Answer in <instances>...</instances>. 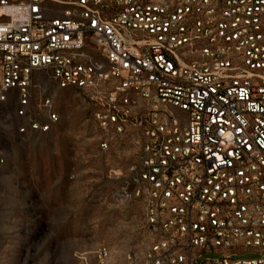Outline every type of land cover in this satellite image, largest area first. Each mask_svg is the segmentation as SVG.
<instances>
[{"label":"built area","instance_id":"1","mask_svg":"<svg viewBox=\"0 0 264 264\" xmlns=\"http://www.w3.org/2000/svg\"><path fill=\"white\" fill-rule=\"evenodd\" d=\"M36 72L134 156L111 198L139 206L148 246L125 264H264V0H0L22 136L61 120L50 96L32 111Z\"/></svg>","mask_w":264,"mask_h":264},{"label":"rangeland","instance_id":"2","mask_svg":"<svg viewBox=\"0 0 264 264\" xmlns=\"http://www.w3.org/2000/svg\"><path fill=\"white\" fill-rule=\"evenodd\" d=\"M31 108L50 96L61 120L50 132L19 135L13 98L0 108V264H125L148 246L142 211L111 194L134 159L129 147L98 146L92 108L72 90H58L43 72L33 76ZM215 258L203 255L199 261ZM242 258H254L245 254Z\"/></svg>","mask_w":264,"mask_h":264}]
</instances>
